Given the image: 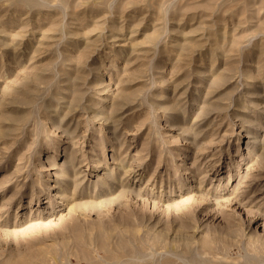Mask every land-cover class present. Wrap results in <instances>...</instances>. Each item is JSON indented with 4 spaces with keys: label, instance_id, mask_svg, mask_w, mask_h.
Here are the masks:
<instances>
[{
    "label": "rangeland",
    "instance_id": "374dc122",
    "mask_svg": "<svg viewBox=\"0 0 264 264\" xmlns=\"http://www.w3.org/2000/svg\"><path fill=\"white\" fill-rule=\"evenodd\" d=\"M0 264H264V0H0Z\"/></svg>",
    "mask_w": 264,
    "mask_h": 264
}]
</instances>
